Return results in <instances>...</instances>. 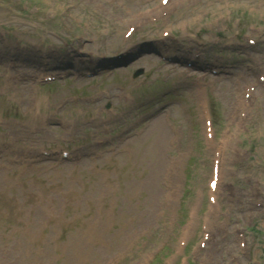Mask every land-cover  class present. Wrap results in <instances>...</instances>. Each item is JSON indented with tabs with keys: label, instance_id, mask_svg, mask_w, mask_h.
<instances>
[{
	"label": "rangeland",
	"instance_id": "rangeland-1",
	"mask_svg": "<svg viewBox=\"0 0 264 264\" xmlns=\"http://www.w3.org/2000/svg\"><path fill=\"white\" fill-rule=\"evenodd\" d=\"M162 5L161 0H0L5 36L0 48L9 46L8 56L14 54L20 66L10 70L0 61V119L5 122L0 143L10 144L0 149V264H175L171 253L190 209L197 208L198 216L205 209L209 155L193 96L198 71L180 82L186 68L160 60L170 52L159 50L161 41L178 57L198 52L197 66L219 71L205 80L216 139L225 141L220 217L202 249L197 248L199 218L192 221L189 243L197 251L191 262L264 264V80L256 79L264 78V0ZM128 27L134 31L124 37ZM163 33L169 37L162 38ZM30 46L51 55L52 65L61 55L58 61L67 65L69 56L99 61L101 54L114 56L120 49L127 60L107 81L100 75L93 82L70 78L45 88L33 81L7 83L16 71L37 66L23 60ZM121 94L133 96L130 104ZM246 96L252 97L251 105L240 116L239 100ZM107 104L115 118L105 112ZM34 110L50 125L31 120ZM55 120L73 132L58 129ZM25 121L38 132L28 133L21 127ZM95 136L106 137L108 144H91ZM81 143L87 146L76 150L82 155L75 161L38 163L45 147ZM187 151L180 167L187 165L190 191L181 203L171 204L170 163ZM27 155L35 161L24 159ZM254 179L261 181V195L251 205L245 192L253 198ZM255 201L261 204L257 209ZM250 223L262 234L243 228L248 251L243 257L234 230Z\"/></svg>",
	"mask_w": 264,
	"mask_h": 264
},
{
	"label": "bare ground",
	"instance_id": "bare-ground-1",
	"mask_svg": "<svg viewBox=\"0 0 264 264\" xmlns=\"http://www.w3.org/2000/svg\"><path fill=\"white\" fill-rule=\"evenodd\" d=\"M160 129V130H159ZM156 130H159L158 131V134L156 136L157 138V143H161L162 142V134H161V126L157 127Z\"/></svg>",
	"mask_w": 264,
	"mask_h": 264
}]
</instances>
